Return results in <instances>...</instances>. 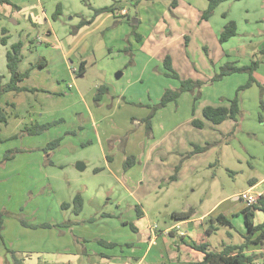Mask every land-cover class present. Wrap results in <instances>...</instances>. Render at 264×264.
Returning <instances> with one entry per match:
<instances>
[{
    "label": "rangeland",
    "instance_id": "374dc122",
    "mask_svg": "<svg viewBox=\"0 0 264 264\" xmlns=\"http://www.w3.org/2000/svg\"><path fill=\"white\" fill-rule=\"evenodd\" d=\"M46 1L49 3L53 0ZM59 4L62 5L61 17L55 20L57 22H53L52 15ZM104 4V0H57L55 5L53 3L54 11L49 13L50 23L56 35L49 37L47 32L51 31V28L48 23L41 22L32 26L25 17L8 5H0V25L6 28L12 37L21 40L24 54L29 60H35L31 63L35 65L34 63L44 55H53L58 51L48 49L39 43L40 41L48 42L49 48L56 47L66 32L77 24V15L73 12L89 13L90 17L93 15V9H89L88 5L98 9ZM112 4L115 7L114 13L121 7L127 16L121 20L115 16L102 28L92 30L85 41L90 51L84 56L92 55L93 47L95 52L100 51L101 47L107 52L109 47L104 48L105 41H112L116 47L110 48V54L98 59L97 63H88L85 73L81 76H68L62 72L64 80H60L58 88L65 94L64 99L54 95L46 97L43 80L39 76L28 77L26 86L37 91L26 96L21 94L22 98L17 101L20 107L18 117L9 116L7 125L0 123V162L10 153H15L18 159H22L19 154H23L29 144L34 146L30 147L34 150H44L47 144L61 138L58 147L49 151L54 152L49 159L57 162L71 155L73 157L70 160L74 161L68 163V166L75 167L77 162L83 163L79 158L83 159L87 151H90L92 142L95 144L94 135L87 122L88 114L83 101L70 94L72 90L68 91V84L81 88L88 101L98 86L111 82L112 92L125 91L127 97L137 100L126 107L125 113L120 110L108 120L110 126L106 133L109 131L110 137L107 139L102 135L109 159H115L114 166L119 164L123 169L124 160L133 156L128 155L121 160L122 146L126 141L127 152L147 151L160 142L158 147L161 152L155 148L153 158L156 159L160 155L165 164L172 163L171 176L166 181L159 182L161 186L158 185L154 190L156 192L151 193L144 205L148 214L147 223L163 227L169 219L167 213L172 211L192 209L195 218L207 214L210 210L219 209L227 216L232 227L216 224L218 228L210 235L206 234L210 249L217 252L222 249V244H240L242 237L238 226L241 224L243 227V215L238 214L236 218L228 214L230 205L235 203L232 200L234 194L247 189L250 180H259L264 176V110L261 108V103L264 106V93L261 94L259 89L255 90V101L252 97L244 101V107L240 109L235 123L226 120L220 124H212L203 118L202 110L219 102L223 104L228 99L224 100L215 90L216 87L210 83V79L224 65H213L211 59L213 60L214 56H227L224 51L227 49V43L231 45L229 41H244L257 48L262 44L264 0L225 1L218 5L208 20L201 19V14L207 7V0H109V5ZM228 21L236 23L237 36L226 44H219L218 36ZM121 25H124V30L120 29ZM136 35L139 36L138 39ZM118 38L121 40L116 41ZM255 56L253 61L257 57L261 58V55ZM166 57H170L172 68L180 79H191L203 84L197 90L200 92L199 96L197 92L181 94L177 104L172 101L168 109L164 107L171 102L157 110L155 116L158 115V118L151 119V132L147 134L145 123L141 122L146 117L139 120L140 124L136 123V118H142L143 113L148 116L150 107L159 103L165 90H176L180 85L179 80L166 76ZM70 60L73 61V67L78 68L77 61L71 58ZM3 68L5 70L4 66ZM208 72L212 73V76ZM119 73L121 76L116 79ZM50 82L48 89L52 90L55 85L53 80ZM107 85L105 86L108 88ZM237 89L231 93L232 98ZM245 93L250 95L252 92H240L239 99ZM2 99L3 104L6 101L15 102V97L10 93L5 94ZM47 102L51 103L52 111L59 112L44 123L55 122L54 125L35 140L27 141L28 135L19 136L20 131L30 124V118L24 110L25 105L28 107L32 104L39 108ZM138 102L148 105H138ZM97 104L94 103L96 106ZM3 107L7 108L4 105ZM6 111L8 115L12 112L10 108ZM132 114L135 115L134 119L130 117ZM189 116L193 117L192 120L202 122L203 127H194L191 119L187 121ZM17 124L20 125L15 131ZM166 136L168 138H165ZM167 149L171 150L163 153ZM47 155L48 153H45V158ZM133 157L137 162L136 156ZM161 166L166 168L162 163ZM90 176L94 177L92 174ZM148 181L146 178L145 186ZM16 182L21 186L26 185V175H9L0 188L6 189ZM171 184L173 186L167 187ZM24 198L25 196H22V200ZM222 199L224 201H221ZM218 202L220 203L211 209ZM129 213L135 216V208L125 209L121 217L127 219ZM204 225L207 229L211 224L205 219ZM127 231L126 227L118 233L124 234ZM138 236H133L134 242L138 241Z\"/></svg>",
    "mask_w": 264,
    "mask_h": 264
},
{
    "label": "crops",
    "instance_id": "0c3cea01",
    "mask_svg": "<svg viewBox=\"0 0 264 264\" xmlns=\"http://www.w3.org/2000/svg\"><path fill=\"white\" fill-rule=\"evenodd\" d=\"M104 1L106 4L103 7L110 6L109 0ZM10 2L16 7L11 8L22 17H25L32 26H37L41 22L48 23L51 31L47 32V36L56 35L50 23L49 15L51 14L49 13L54 11L53 3L55 5L57 0L49 1V3L46 0H10ZM60 6L62 9V5ZM88 6L89 9H94L93 6ZM99 8H102V6ZM73 14L77 15L75 27L79 25L81 20H89L92 17V15L88 16L89 13H79L78 11L73 12ZM100 15L92 23L80 27L74 33H72L74 28L68 30L56 47L49 48L50 44L48 42L42 43L40 41L39 43L44 44L48 49L58 50L53 55H44L38 61L43 65L42 68H31L33 65L31 63L35 60H29L22 48L21 61L18 66L19 71L24 72L31 68L28 77L39 76L43 80V83H45L44 88L46 87V90H44L46 97L54 95L64 99L65 94L58 88L60 80L64 77L62 72L68 76H77L81 63H84L83 67L86 69L88 63H97L98 59L110 54V48L116 47L112 41H105L106 43H103L104 48L109 47L107 52L102 47L100 51L95 52L93 47L91 48L92 55L88 56L90 58L84 56L86 52L90 51L85 41H87L86 38L91 34L92 30L102 28L110 20L114 19L115 16L120 20L127 16L125 10L121 7L116 9V13H104ZM53 22L57 21L53 20ZM2 27L0 25V31ZM120 29L124 30V25H121ZM8 35L7 45H0V76L2 77V83H6L9 80V74L6 69V52L12 44L21 41L20 39H16V37H12L9 31ZM120 40L118 38L116 41ZM229 42H231V45L227 43V49L224 51L227 56H214L213 60L211 59L213 65L220 66L225 63H233L237 67L241 65L246 66L247 63H250L256 57L255 55H261V58H256L260 63L254 72V78L264 86V40L259 48L244 41ZM36 45L38 46V44ZM70 58L77 61L79 64L78 68L73 67V61ZM208 73L212 76V73ZM28 77L20 81L18 86L28 88L26 86ZM247 79L248 75L246 73H235L224 77L220 81L211 83V85L216 87L215 90L224 99H231V93H234L239 86L244 85ZM51 80H53L55 88L49 90ZM107 84L105 85L108 86V92L102 96L97 106L93 102L94 94L90 97L88 96L89 100L87 101V96L82 93L81 88L68 84V91L72 90L70 94L78 100L83 101L88 114L87 122L94 135L93 140L95 144L91 140L92 147H90V151H87L83 159L82 157H78L83 162V171L80 172L74 166H68V163L74 161L70 160L73 156L69 155L67 158L54 162L49 159V157L53 156V151L47 152L48 155L45 158L43 150L30 148L34 147L32 144H29V148H26L23 154H19L22 159H18V155H14L12 159L0 166V187L8 179V176L12 174L18 176L26 175L27 183L21 186L16 182L6 189L0 188V191H2L0 193V211L19 216L31 225H51L50 228L32 229L22 226L14 217H4L3 229L0 231V264H196L202 260L203 254L200 251L194 250L191 246L192 243H206L209 250H211L205 233L206 226L204 225V221L206 217L216 218L218 215H223L225 219L229 220L217 208L218 211L216 209L210 210L207 214L195 218L192 214L189 218L181 221L172 220L171 213L175 211L168 212L169 219L163 227L147 223L148 214L144 209V205L150 198L151 193L156 192L154 190L157 189L159 182L166 181L171 176L172 163L165 164L160 155L156 159L153 158L155 148L158 149V152H161L158 147L160 142L147 151L127 152L128 141L123 146L118 141V144L123 149L121 160L123 161L128 155H133L136 156L137 162L126 171H123L119 164L114 166L115 159H109L102 135L103 138L108 139L110 137L109 131L106 133L110 126L108 120L113 118L120 110H123V113H125L126 107L137 100L127 97L125 91L115 90L112 92L110 90L112 86L111 82ZM258 89L254 84L244 90V92L249 91L252 93L250 95H246L247 93H245V95L243 94L240 97V109L244 107V101L249 99V97H252L255 101L257 94L255 90ZM9 93L15 97V102L6 101L3 104L2 99L1 106L3 107L4 105L12 110L8 115L7 108L3 107L8 119L9 116L17 118L20 109L18 102L22 98L21 94L26 96L32 93L23 91L18 93L7 92L5 94ZM180 97L176 100L175 104L178 103ZM262 99H264V96ZM224 102L226 104H220L219 102L215 103L216 105H210H213V107L220 105L227 107L228 101ZM172 103L167 104L164 109H168ZM138 105L143 106L148 105V103L142 104L138 102ZM24 110L30 118L29 125L34 123L43 124L59 112L57 110L52 111L51 103L49 102L45 103V106L40 105L39 108L32 106V104H29L28 107L25 105ZM127 114L128 112H126ZM134 116L132 114L130 116L131 119H134ZM154 116L152 119L157 120L158 115ZM141 117L136 118L138 119L136 123L147 116H144L143 113ZM192 118L189 116L187 121L192 120ZM231 122L235 123L232 120ZM7 123L5 124L7 125ZM19 125L15 126V131L18 130ZM42 135L43 133L28 136L27 141L35 140L36 137H41ZM165 138H168V136ZM170 150H164L163 153ZM161 163L166 168L162 167ZM90 174L94 175V179ZM146 178L149 180L147 186H145ZM170 186L173 185L171 184L167 187ZM247 190L260 192L262 194L261 198L264 199V176L259 180H250L248 188L235 193L232 198L235 203L230 205L228 215L236 218H238V214L243 215V227L241 224L238 226L242 237L240 244L243 243V235L246 234L245 217L242 211L247 206L239 202L236 197ZM77 194L81 196L83 203L80 213L74 214L71 207L63 209L62 204H70ZM22 196H25L23 200ZM224 199L221 201H224ZM220 202L216 203L211 209ZM136 207L142 212L140 217L137 216L136 211L135 216L129 213L127 219L121 217L125 209H136ZM263 222L264 213L257 210L253 211V224L256 225ZM129 223L133 224L136 232L130 229ZM126 227L128 228L126 233H118ZM214 228H218L216 224H214ZM137 234L139 235L138 241L134 242L133 236ZM256 235L251 240L255 239ZM100 242L114 243L116 246L108 248ZM222 245V249L228 246ZM7 250L12 251L14 254L11 255ZM243 253L245 255H261L254 264H264V241L249 244L243 250Z\"/></svg>",
    "mask_w": 264,
    "mask_h": 264
},
{
    "label": "trees",
    "instance_id": "16d2710c",
    "mask_svg": "<svg viewBox=\"0 0 264 264\" xmlns=\"http://www.w3.org/2000/svg\"><path fill=\"white\" fill-rule=\"evenodd\" d=\"M153 1V0H149ZM225 1H241V0H207V7L201 14L202 20H208L214 10L220 5L221 3ZM0 5H8L13 8H16L10 0H0ZM115 7L114 5L93 9V15L89 20H81L79 25L75 27L72 30V33H74L76 30H78L80 27L89 25L93 22V20L100 14L104 13H114ZM61 14V6L58 5L56 8V11L52 15L53 20H57L58 17ZM237 35V26L234 21H228L222 28L219 36L218 41L220 44H223L227 41H229L231 38L235 37ZM9 35L6 28L2 27L0 31V45L5 46L7 45ZM136 38L138 39L139 36L136 35ZM23 48V43L21 41L12 44L9 47V50L6 52V69L9 74V80L6 83H2V77L0 76V123H7V114L4 111L3 107L1 106V100L2 96L7 92H36V89H29L26 87H20L18 86V83L24 79H26L31 71V68H42L43 65L38 62L35 65L31 66V68L27 69L24 72H20L18 69V66L21 61V50ZM259 61L252 60L249 65L237 67L233 63H225L223 66L220 67V70L218 73H216L211 79L210 83H214L217 81H220L226 76L235 74V73H246L248 75V79L244 85H241L238 87L235 96L232 99H226L228 101V106H218V107H211L206 106L202 110V116L203 118L212 123V124H220L226 120H232L234 122L237 121V116L240 114V108H239V93L250 88L252 85H256L261 94L264 93V86H262L260 83H258L254 78V72L259 66ZM84 63H81L78 71L77 76L83 75L85 69L83 67ZM164 66L167 70L165 73L166 76L174 78L179 80V87L176 90H165L162 94L160 101L158 104L153 105L150 107V114L141 120V122L145 123V131L147 134H150L151 132V119L154 116V114L157 112V110L163 108L167 103L176 101L182 93H191L194 94L195 92L198 93V96L200 95V92L197 90L200 89L201 85L203 84L200 81H194L191 79H180L179 76L174 72L172 68V63L170 57H166L164 60ZM108 88L105 85H100L96 88V92L93 97L94 103H98L102 96L107 94ZM225 100V99H224ZM261 108L264 110L263 103H261ZM55 122H48L44 124H31L27 127H24L20 133L19 136H35L40 135L44 132H46L48 129H50ZM191 124L196 128H202L203 123L199 120H192ZM62 139L58 138L51 143L47 144L46 149L43 150L44 153L49 152L50 150L55 149L58 147L60 141ZM15 154V153H14ZM13 153H10L9 156L5 157V159L0 162V165L3 164L6 160L12 159L14 157ZM136 160L135 157L130 156L127 157L124 160V166L123 169L126 170V168H130L135 164ZM50 164V163H49ZM82 198L79 194H77L72 202L70 204H62V208L66 209L71 207L72 212L74 214H79L82 210ZM260 211L264 213V199L260 198L256 204L252 206H247L242 213L244 214V222L246 227V234L243 235L244 241L240 245H228L223 247V249L220 252H214L212 250H209L208 245L206 243L197 244L192 243V248L194 250L200 251L203 254V258L199 263L196 264H254V262L261 256L257 254H250L245 255L243 253V250L247 248V246L251 243H260L264 241V222L261 224H253V211ZM136 214L138 217L142 215V212L138 207L135 209ZM193 213L192 209H189L188 211H180V212H172L171 218L174 221H181L189 218ZM14 217L16 218L19 223L28 228H50L51 225L49 224H40V225H31L27 221H25L23 218H20L19 216H16L14 214H7L2 211H0V231L3 229V220L4 217ZM206 221L210 222L209 228L206 229V234L210 235L212 231H214L216 228H214V224H220L225 226H231V223L229 220L225 219L223 215H218L216 218L207 217ZM127 224V223H126ZM130 229L133 232H136V228L133 226V224H128ZM257 234V235H256ZM255 239L251 240L253 236H255ZM103 246L108 248H113L116 246L114 243H106V242H100ZM129 246V245H128ZM8 253H11L13 255L14 253L12 251L7 250Z\"/></svg>",
    "mask_w": 264,
    "mask_h": 264
},
{
    "label": "built area",
    "instance_id": "2783aa9c",
    "mask_svg": "<svg viewBox=\"0 0 264 264\" xmlns=\"http://www.w3.org/2000/svg\"><path fill=\"white\" fill-rule=\"evenodd\" d=\"M261 193L257 191L247 190L240 193L236 199L242 201L246 206H252L261 198Z\"/></svg>",
    "mask_w": 264,
    "mask_h": 264
},
{
    "label": "water",
    "instance_id": "95a60500",
    "mask_svg": "<svg viewBox=\"0 0 264 264\" xmlns=\"http://www.w3.org/2000/svg\"><path fill=\"white\" fill-rule=\"evenodd\" d=\"M121 76V74L119 73L118 75H116V79H118L119 77ZM75 169L77 170V171H83L84 170V165H83V163H81V162H77L76 164H75Z\"/></svg>",
    "mask_w": 264,
    "mask_h": 264
}]
</instances>
